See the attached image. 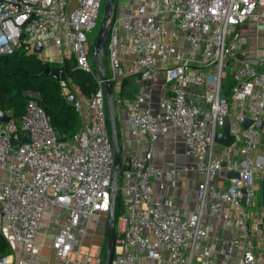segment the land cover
I'll list each match as a JSON object with an SVG mask.
<instances>
[{"label": "built area", "instance_id": "built-area-1", "mask_svg": "<svg viewBox=\"0 0 264 264\" xmlns=\"http://www.w3.org/2000/svg\"><path fill=\"white\" fill-rule=\"evenodd\" d=\"M103 2L0 0V57L19 49L33 54L36 43L48 44L73 57L96 82L94 92L71 103L81 123L69 138L51 127L35 91L23 93L27 101L18 126L12 119L0 122V234L11 243L0 264H99V256L82 247L93 234L92 219L109 211L113 145L96 58L93 51L88 56L84 44ZM113 3L104 47L109 82L135 76L143 84L158 71L163 94L155 110L149 89L113 101L126 110L129 136L144 137L147 147L121 157L111 264H230L236 247L242 264H264L255 259L248 231L256 174L264 171V57L258 56L256 41L250 52L248 38L235 31L245 22L264 20V0ZM225 68L229 86L222 78ZM59 83L66 100L70 93L64 81ZM227 118L240 126L249 119L250 124L242 128L237 148L224 146L219 152L214 137ZM24 132L27 143L21 142ZM168 132L178 133L183 154L191 159L183 171L198 177L188 217L169 195L154 191V181L160 192L174 188L179 174L175 167L153 163V145ZM224 206L234 211L238 236L222 245L217 239L204 244L205 215L216 216ZM45 248L49 253L43 259Z\"/></svg>", "mask_w": 264, "mask_h": 264}, {"label": "crops", "instance_id": "crops-1", "mask_svg": "<svg viewBox=\"0 0 264 264\" xmlns=\"http://www.w3.org/2000/svg\"><path fill=\"white\" fill-rule=\"evenodd\" d=\"M263 30H264L263 19L258 20L256 23L245 22L240 26L236 27L235 29L237 33L248 38V48L250 52L254 47L255 41L259 44V47L264 44V36H263L264 32H262ZM45 45L49 46L48 44H44V46L41 47L40 52L43 50ZM33 55H35L38 59H40L43 62L56 63V64L61 63L63 60H67L66 56H68L69 59L72 58L68 54L62 53V60L59 59V61L51 62L45 59H41L40 56H38V53ZM258 56L264 57V53L258 52ZM162 82H163V75L161 72L158 71L154 72L151 78L146 82H144L143 84L140 83L137 77L131 76L127 80L124 81L120 80L119 82L114 83V87H113L114 99H116L117 97L121 99H131L140 90L149 89L152 92L151 109L155 110L156 109L155 103L160 99V97L163 94L161 90ZM229 82H230V78L229 80L226 81V86H229ZM132 88L134 92L133 94H129V92L132 91ZM74 91H75L74 94L73 93L70 94H73L75 98L80 99L82 96H84L81 93H79L76 88ZM120 91L124 92L122 96L123 98L119 96ZM115 108H117V111L116 112L114 111V115H116L114 116V122L117 124L116 132L118 133V138L121 139L123 146H125L122 156L136 149L140 151L145 150L147 147V142L144 137L141 136L130 137L128 134L129 122L127 120L126 110L117 104L114 105V110ZM107 122H108V116H107ZM226 125L229 127V135L231 136L230 146L232 145V147L237 148L240 145L242 126L235 123L230 118L226 120ZM261 139L264 142V128ZM221 147L224 146L218 144L217 149L219 150V152L222 151ZM153 148H154L153 163L157 167L159 168L175 167L179 170V174L176 178V185L174 188L165 187L160 192L158 191L155 185L157 181H154L153 185H154L155 193H157L158 195H169L173 199L175 204L179 207L182 217H188L194 207L195 190H196L198 177L194 173H190V172L188 173L183 171V166L188 162H191V159L184 156L183 146L180 143V138L178 133L168 132L165 135L158 137L153 145ZM160 151H162L163 153L161 154ZM259 153L260 150L255 152V156L258 155ZM1 174L2 173L0 172V176ZM263 177H264V171L260 170L259 172H257L255 178L256 183L254 184V193H256V190H259L260 192L259 183ZM215 183L218 186L223 185V182L221 180H216ZM204 218H205V222L203 224V230L206 232L207 235L206 238H203L204 244L208 243L210 240L217 239L219 245H222L224 241L238 236L234 211L228 209V207L225 206L222 207L216 216L207 213ZM46 219L47 218H46V210H45L42 214L40 226L43 225L42 222H45L44 225L46 224ZM54 231H55L54 228H51L49 233V239H51ZM248 231H249L250 239L253 241V246H254L253 254L255 256V259L256 260L264 259V209L261 207L260 204V195H259L258 205L256 204L253 196V203L249 209ZM39 238L40 235L38 234L36 240H38ZM94 243L97 244L98 242H94ZM96 244L93 245V247L92 245L89 247V244L85 242L84 246L82 247V252L85 253L88 251V249H90V251L88 252L90 256L98 255L99 250ZM48 253L49 252L47 250V252L44 254L43 259H46ZM230 264H242L240 247H236L234 249L233 255L230 260Z\"/></svg>", "mask_w": 264, "mask_h": 264}, {"label": "trees", "instance_id": "trees-1", "mask_svg": "<svg viewBox=\"0 0 264 264\" xmlns=\"http://www.w3.org/2000/svg\"><path fill=\"white\" fill-rule=\"evenodd\" d=\"M99 19H101V13ZM58 67L62 69V72L57 70L59 79L56 80L43 72L46 68L50 70L57 68H52L49 63L41 61L33 54H25L19 49L13 55L0 57V111L9 113L13 122L18 126L27 101V97L23 93L26 90L35 91L39 94L37 101L47 114L51 127L60 137H71L79 128L80 119L73 106L62 96L59 82L67 81L69 83L70 81V87L73 90L76 88L84 96H89L95 91L96 82L92 75L76 67L73 57L63 60L58 64ZM94 71H97L96 68ZM130 77H125L122 81ZM109 83L113 89L114 83L112 81ZM133 92L132 88L129 94H133ZM123 93L120 91L119 96L122 97ZM115 125L117 129V124L115 123ZM119 212L120 204L116 197L113 203L115 218L118 217ZM10 252L9 243L0 234V258Z\"/></svg>", "mask_w": 264, "mask_h": 264}, {"label": "water", "instance_id": "water-1", "mask_svg": "<svg viewBox=\"0 0 264 264\" xmlns=\"http://www.w3.org/2000/svg\"><path fill=\"white\" fill-rule=\"evenodd\" d=\"M114 18V3L113 0H104L102 12H101V19L98 27V31L94 40L93 44V54L97 59V71L99 73L100 79L103 84V89L106 95L107 100V108H108V125L109 131L111 136V141L113 145V180H112V194L110 200V207L107 213L106 225H105V262L104 264H111V260L113 257L114 252V243H115V223L113 219V202H114V193L116 188V177L117 172L120 168L121 157L119 153V147L117 143V132H116V125L114 122V95L113 89L109 83L108 78L106 77L105 73L99 67V61L103 55L106 38L110 32V28ZM41 50V45L36 43L33 48V54L39 53ZM255 71H258V68H255ZM45 75H49L52 78L58 80L59 79V72L57 70H50L46 68L43 72ZM75 97L73 94H70L66 97V101L68 103H73ZM11 120V115L9 113H5L0 111V122L6 123ZM250 124V120H244L242 124V128H246ZM3 134V132H1ZM214 141L217 144L223 146H229L231 141V136L229 135V127L226 125L221 132L217 133L214 137ZM21 142L27 143L28 142V135L26 132L22 133L21 135ZM260 189V204L261 207L264 209V177L260 180L259 183ZM240 203L243 204V199L240 200Z\"/></svg>", "mask_w": 264, "mask_h": 264}, {"label": "rangeland", "instance_id": "rangeland-1", "mask_svg": "<svg viewBox=\"0 0 264 264\" xmlns=\"http://www.w3.org/2000/svg\"><path fill=\"white\" fill-rule=\"evenodd\" d=\"M114 1L116 2V0H114ZM101 12H102V8H101ZM99 23H100V19L98 20L96 28H94L93 30L89 31L86 34L87 41L84 44V46H85V48L87 50L88 56H91V53L93 51V44H94V40H95L97 31H98ZM262 32H264V30ZM258 49H259L258 50L259 53H264V44L262 46H260ZM38 56H40L41 59H45V60H48V61H51V62L52 61L53 62L54 61H59V59L62 60V53L61 52H59L54 47L46 46V45L43 48V50L40 53H38ZM66 59L69 60V57L66 56ZM97 63H98L97 59H95L94 68H96V70H97V66H98ZM49 65L52 68H57L56 70H59V72H62V69H60L58 67V64L49 63ZM99 67L105 73L106 77L108 78L107 75L109 74V67H108V58H107V54H106L105 49H104L103 55H102V57H101V59L99 61ZM222 78H223V80H225V82L227 80H229V70L228 69H226V68L223 69ZM65 83H66V88H67L68 93H73L74 94L75 91L69 85L70 81H69V83L67 81H65ZM115 97H116V94H115ZM103 99H104V110H105L106 116H108L107 100H106L105 93H104ZM114 111L116 112L117 108H115ZM114 116H116V115H114ZM227 119H229V118H227ZM260 142H263L262 139L260 140ZM117 143H118V146H119L120 157H122V154H123L125 146H123L122 141H121L120 138H117ZM117 194H118V192L116 193V195ZM259 195H260L259 190H256V193H254V200H255L257 205H258V201H259ZM106 219H107V214H105V215H103V216H101L99 218H97V217L93 218L92 221H91V224L94 227V230L92 232L93 235L90 236V237H87V239H86V243L89 244V247L91 245L93 247V245L96 244L94 242H98L96 245H97V248L99 250V254H98V256H99V264H104L105 256H106V250H105V225H106ZM113 219H114V223H115V228H117L119 226L118 220H117V218L114 217V215H113ZM42 223H43L42 226H44L45 222H42ZM92 240H94V241H92ZM47 250L48 249L45 248L44 251H42V255H44L47 252ZM89 251H90V249H88V251L85 252V253H88Z\"/></svg>", "mask_w": 264, "mask_h": 264}]
</instances>
